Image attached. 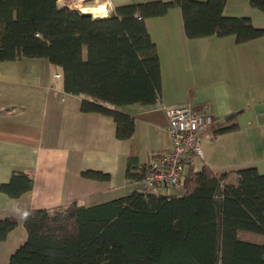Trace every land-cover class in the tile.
Returning <instances> with one entry per match:
<instances>
[{
	"label": "trees",
	"instance_id": "1",
	"mask_svg": "<svg viewBox=\"0 0 264 264\" xmlns=\"http://www.w3.org/2000/svg\"><path fill=\"white\" fill-rule=\"evenodd\" d=\"M227 1H150L94 18L58 0H0V62L47 59L61 68L64 91L82 96L80 110L112 117L116 137L128 140L135 121L121 108L161 100L160 60L145 20L179 8L188 39L234 36L241 44L264 36V27L248 17L224 15ZM242 1L264 15V0ZM236 117L226 116L229 124L215 133L236 131ZM145 172L128 167L125 177L139 182ZM82 176L109 179L98 171ZM32 188L33 179L22 172L0 184L13 199ZM65 207L62 213L61 207L27 209L26 240L8 264H264V243L241 237H264V174L255 167L227 173L193 163L185 167L181 193L134 191ZM18 225L14 217L0 219V242Z\"/></svg>",
	"mask_w": 264,
	"mask_h": 264
},
{
	"label": "crops",
	"instance_id": "2",
	"mask_svg": "<svg viewBox=\"0 0 264 264\" xmlns=\"http://www.w3.org/2000/svg\"><path fill=\"white\" fill-rule=\"evenodd\" d=\"M150 1L171 0L100 3L108 7V16L117 6ZM223 13L248 17L255 27H264L263 13L246 1L228 0ZM145 25L160 60L161 100L154 106L121 108L135 121L128 140L116 137L112 117L82 112V96L64 91L61 68L47 59L0 62V184L13 172L33 179V188L15 199L0 191V219L19 221L0 242V264H8L26 240L22 222L27 209L73 202L92 206L136 191L139 182L126 180L128 167H146L152 155L170 148L165 108L189 104L217 122L202 136V159L195 166L227 173L255 167L264 174V36L241 44L234 36L188 39L179 8L147 18ZM230 114H237L238 129L216 134L229 124L225 118ZM84 171L107 173L109 179L86 178Z\"/></svg>",
	"mask_w": 264,
	"mask_h": 264
},
{
	"label": "built area",
	"instance_id": "3",
	"mask_svg": "<svg viewBox=\"0 0 264 264\" xmlns=\"http://www.w3.org/2000/svg\"><path fill=\"white\" fill-rule=\"evenodd\" d=\"M165 112L170 148L152 155L136 189L139 193L158 187L181 193L185 167L202 159L200 140L217 123L210 113L189 104L168 107Z\"/></svg>",
	"mask_w": 264,
	"mask_h": 264
},
{
	"label": "rangeland",
	"instance_id": "4",
	"mask_svg": "<svg viewBox=\"0 0 264 264\" xmlns=\"http://www.w3.org/2000/svg\"><path fill=\"white\" fill-rule=\"evenodd\" d=\"M60 1V2H59ZM67 0H58V5L60 6V7H64V6H66V7H68V8H71V9H73V10H76V11H79V7L80 6H77L76 5V2H75V0H68L67 2H66ZM70 1V2H69ZM85 2V0H82L81 2H79V5H81V7L85 4L84 3ZM101 2V0H90V2L89 3H87L86 5L87 6H97V4L98 5H100V4H103V3H100ZM62 3V4H61ZM73 3V4H72ZM105 5V4H104ZM106 6V5H105ZM108 8V7H107ZM197 162V161H196ZM199 167V165L197 164L196 165V168H198ZM66 207L65 206H62L61 207V209H60V212L62 213V212H64L65 210H63V209H65ZM241 237L243 238V239H249V240H253V241H257V242H261V243H264V237L263 236H257V235H253V234H249V233H243V234H241Z\"/></svg>",
	"mask_w": 264,
	"mask_h": 264
},
{
	"label": "bare ground",
	"instance_id": "5",
	"mask_svg": "<svg viewBox=\"0 0 264 264\" xmlns=\"http://www.w3.org/2000/svg\"><path fill=\"white\" fill-rule=\"evenodd\" d=\"M81 1L82 0H75L76 5L77 6H80L79 8H80V10H81L82 13L90 14L94 18H105L107 16V8H106V6L104 4H100V5H97V6H82L81 7V5H79V2H81Z\"/></svg>",
	"mask_w": 264,
	"mask_h": 264
}]
</instances>
